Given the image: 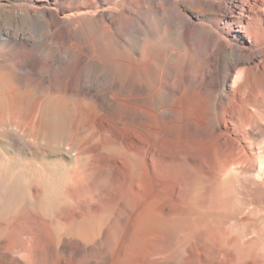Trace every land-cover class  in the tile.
<instances>
[{"label":"bare ground","instance_id":"1","mask_svg":"<svg viewBox=\"0 0 264 264\" xmlns=\"http://www.w3.org/2000/svg\"><path fill=\"white\" fill-rule=\"evenodd\" d=\"M0 264H264V0H0Z\"/></svg>","mask_w":264,"mask_h":264}]
</instances>
